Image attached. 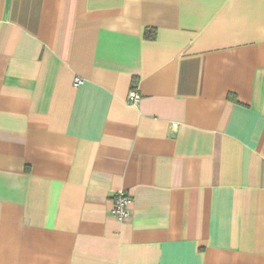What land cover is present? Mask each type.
Instances as JSON below:
<instances>
[{"label": "crops", "instance_id": "crops-1", "mask_svg": "<svg viewBox=\"0 0 264 264\" xmlns=\"http://www.w3.org/2000/svg\"><path fill=\"white\" fill-rule=\"evenodd\" d=\"M0 264H264V0H0Z\"/></svg>", "mask_w": 264, "mask_h": 264}, {"label": "built area", "instance_id": "built-area-1", "mask_svg": "<svg viewBox=\"0 0 264 264\" xmlns=\"http://www.w3.org/2000/svg\"><path fill=\"white\" fill-rule=\"evenodd\" d=\"M81 80L77 79L76 83H80ZM141 100V95L137 92L136 88H132L129 94V101L133 104H138ZM131 203L132 197L125 191H119L115 197V207L113 214L119 219H125L131 215Z\"/></svg>", "mask_w": 264, "mask_h": 264}, {"label": "trees", "instance_id": "trees-1", "mask_svg": "<svg viewBox=\"0 0 264 264\" xmlns=\"http://www.w3.org/2000/svg\"><path fill=\"white\" fill-rule=\"evenodd\" d=\"M145 36L147 38L154 39L156 37V30L155 29H151V28H147Z\"/></svg>", "mask_w": 264, "mask_h": 264}]
</instances>
